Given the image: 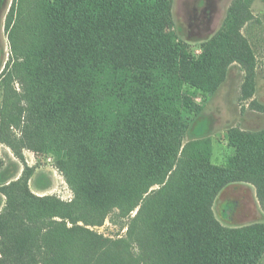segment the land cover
<instances>
[{"label":"trees","instance_id":"obj_1","mask_svg":"<svg viewBox=\"0 0 264 264\" xmlns=\"http://www.w3.org/2000/svg\"><path fill=\"white\" fill-rule=\"evenodd\" d=\"M254 1L237 0L234 30ZM173 2L12 4L0 140L23 162L24 150L57 157L74 200L36 196L28 166L19 179L0 180V264H259L264 257L263 224L227 228L214 213L219 194L239 182L256 188L264 210V133H230L235 153L218 166L203 142L209 122L185 132L198 113L192 96L216 89L220 53L214 41L199 59L187 57L174 41ZM107 221H122L125 234L100 232Z\"/></svg>","mask_w":264,"mask_h":264},{"label":"rangeland","instance_id":"obj_2","mask_svg":"<svg viewBox=\"0 0 264 264\" xmlns=\"http://www.w3.org/2000/svg\"><path fill=\"white\" fill-rule=\"evenodd\" d=\"M15 0H0V75L11 57V44L6 31V19ZM237 0H174L173 28L175 43L186 49L191 60L199 59L204 50L215 41L220 60L213 77L217 83L212 93L193 95L198 113L191 115L185 132L200 121L209 122V135L203 139L213 151L212 162L224 166L234 155L230 148V133H264V2L254 1L246 17L235 30L230 24L232 8ZM222 34L230 38L234 51H240L243 60L233 58ZM239 34V35H237ZM18 87V86H17ZM5 86L0 81V112ZM19 134L18 130H15ZM188 142L185 137L184 144ZM25 162L0 140V180L22 177L25 167L33 168L29 179L32 192L39 197L56 196L72 202L74 194L58 169V159L51 154L23 151ZM214 213L227 228H243L254 224L264 225V210L257 190L248 182L228 185L217 197ZM122 221H107L100 232L108 236L124 235ZM259 264H264V257Z\"/></svg>","mask_w":264,"mask_h":264}]
</instances>
